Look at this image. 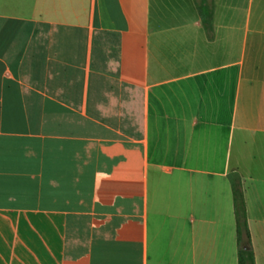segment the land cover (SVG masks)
<instances>
[{
	"label": "crops",
	"instance_id": "crops-1",
	"mask_svg": "<svg viewBox=\"0 0 264 264\" xmlns=\"http://www.w3.org/2000/svg\"><path fill=\"white\" fill-rule=\"evenodd\" d=\"M0 0V264H264V0ZM246 240L243 234V241Z\"/></svg>",
	"mask_w": 264,
	"mask_h": 264
},
{
	"label": "trees",
	"instance_id": "trees-1",
	"mask_svg": "<svg viewBox=\"0 0 264 264\" xmlns=\"http://www.w3.org/2000/svg\"><path fill=\"white\" fill-rule=\"evenodd\" d=\"M201 12V11H200ZM234 209L236 216V235L237 243L240 245L238 253V264H255L254 255L250 249L249 230L246 221L245 202L243 194L238 185L234 186ZM243 234L246 236V240L243 241ZM247 245L248 249H243V246Z\"/></svg>",
	"mask_w": 264,
	"mask_h": 264
},
{
	"label": "rangeland",
	"instance_id": "rangeland-1",
	"mask_svg": "<svg viewBox=\"0 0 264 264\" xmlns=\"http://www.w3.org/2000/svg\"><path fill=\"white\" fill-rule=\"evenodd\" d=\"M196 2H197V4H198V7H199V9H200V11H201V13H202V16H203V18H204V20H206L205 18V13H203V11H202V7H204V8H206L207 9V11H208V9H209V2H208V0H196Z\"/></svg>",
	"mask_w": 264,
	"mask_h": 264
},
{
	"label": "water",
	"instance_id": "water-1",
	"mask_svg": "<svg viewBox=\"0 0 264 264\" xmlns=\"http://www.w3.org/2000/svg\"><path fill=\"white\" fill-rule=\"evenodd\" d=\"M243 249H245V250L248 249V246L247 245L243 246Z\"/></svg>",
	"mask_w": 264,
	"mask_h": 264
}]
</instances>
